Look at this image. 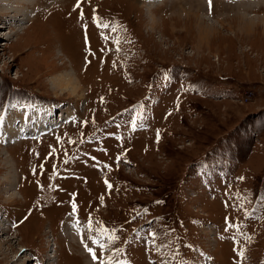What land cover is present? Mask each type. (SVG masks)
Segmentation results:
<instances>
[{
	"label": "rangeland",
	"instance_id": "rangeland-1",
	"mask_svg": "<svg viewBox=\"0 0 264 264\" xmlns=\"http://www.w3.org/2000/svg\"><path fill=\"white\" fill-rule=\"evenodd\" d=\"M27 1L0 0V264H92V236L126 264H264V0ZM69 72L77 94L53 89ZM65 101L70 125L8 143Z\"/></svg>",
	"mask_w": 264,
	"mask_h": 264
},
{
	"label": "bare ground",
	"instance_id": "bare-ground-1",
	"mask_svg": "<svg viewBox=\"0 0 264 264\" xmlns=\"http://www.w3.org/2000/svg\"><path fill=\"white\" fill-rule=\"evenodd\" d=\"M18 1H21V3H22V0H18ZM25 1V3H27V4H33V2H28L27 0H24ZM227 2H229V4H231V3H238V1L237 0H226ZM18 4V3H17ZM16 5V4H15ZM24 5V4H23ZM20 7V6H19ZM18 7V8H19ZM21 8V7H20ZM18 10V9H17ZM18 13V12H17ZM26 14H25V16H23L24 18L23 19H28V21L31 19V13L32 12H30V13H28V11L27 12H25ZM149 14V13H148ZM23 15H24V13H23ZM27 29V28H26ZM26 29H24V31H23V33H25L26 32ZM23 30V29H22ZM70 73V72H69ZM70 75H71V73H70ZM52 85H53V89H59V90H62V89H64V90H66V91H70L71 92V94L73 95V94H77L78 93V83H77V80L76 79H74L73 77H72V75L69 77V75H68V73L66 74V75H64V73H60V74H57L56 76H55V78L52 80ZM48 111V110H47ZM38 114H40V113H38ZM33 116H34V114H33ZM48 117V116H47ZM48 122V121H47ZM3 129V128H2ZM21 129H23V126H22V128ZM10 132H18V129H16V130H9ZM35 130H33V128H31V131L30 132H23V130H22V135L20 136V135H17V136H14L15 138H27V136H28V138L31 136V137H34L32 134H33V132H34ZM46 132H44L43 131V134H45ZM0 134L2 135V133H1V131H0ZM6 164H8V163H6ZM6 179H7V177H6ZM13 181H16V180H14V178H13ZM16 183V182H15ZM12 188H14V186L12 187ZM8 190V189H7ZM13 193H14V191H13ZM11 194V195H8V199L10 198V199H14L15 197H17L16 196V194L17 193H15V196H14V194ZM5 226L3 225V224H1L0 223V231L2 230V232L5 230ZM2 236V244H0V245H4V243H8L9 241H10V239H8V238H3V234L1 235ZM0 250H1V248H0ZM6 254V253H5ZM49 259H50V257H48ZM16 261H18V260H16ZM15 261V262H16ZM23 264H24V262H23Z\"/></svg>",
	"mask_w": 264,
	"mask_h": 264
},
{
	"label": "snow or ice",
	"instance_id": "snow-or-ice-1",
	"mask_svg": "<svg viewBox=\"0 0 264 264\" xmlns=\"http://www.w3.org/2000/svg\"><path fill=\"white\" fill-rule=\"evenodd\" d=\"M209 3L211 4V0H209ZM89 251H91V249H89ZM97 256L95 254H93V259H96Z\"/></svg>",
	"mask_w": 264,
	"mask_h": 264
}]
</instances>
